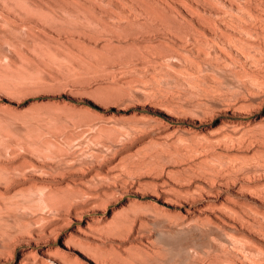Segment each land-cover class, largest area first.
<instances>
[{
  "label": "rangeland",
  "instance_id": "1",
  "mask_svg": "<svg viewBox=\"0 0 264 264\" xmlns=\"http://www.w3.org/2000/svg\"><path fill=\"white\" fill-rule=\"evenodd\" d=\"M0 264H264V0H0Z\"/></svg>",
  "mask_w": 264,
  "mask_h": 264
}]
</instances>
